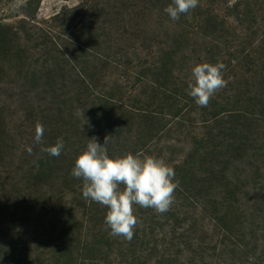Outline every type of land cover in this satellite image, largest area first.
<instances>
[{
    "label": "trees",
    "instance_id": "trees-1",
    "mask_svg": "<svg viewBox=\"0 0 264 264\" xmlns=\"http://www.w3.org/2000/svg\"><path fill=\"white\" fill-rule=\"evenodd\" d=\"M128 1L131 0H92L91 3L94 5L85 9L83 22L79 25V28L84 31L79 33V39L73 41L74 47L80 53V61L74 62L71 70L75 77L71 82L75 96H66L65 100L58 101L56 104L59 113L73 112L76 119L80 120L74 123L73 130L59 132L56 127H53L48 140H45L46 136H44L42 143H36L34 157L23 164L26 173L18 179L7 176L4 172H10V170L1 165H8L15 157L6 152L7 148H11V141L14 139L8 120L1 117L7 114L4 109L10 105L11 99H0V193L3 192L1 190L4 187H10V190H16L12 200H17L21 196V191L18 189L23 187L29 194L31 193L33 201L40 202L38 206L44 203L38 208L41 210L35 211L36 214L39 211L46 212L50 208L44 220L41 242L38 244L34 242L32 248H29L25 261L19 264H200L199 260L193 256L183 259L184 248L189 249L185 245L171 242L173 250L171 251L166 245L163 246L157 242L142 248L144 244H140L139 252L135 245L131 247L123 237L110 235V229L105 224L106 206L85 199L82 195V179L71 175L76 157L86 149L93 137L101 145L107 137L105 146L110 157L122 156L129 152L136 154L145 146L142 144V139L149 140L153 134L158 135L164 130L163 125L157 126L161 124L164 117H170L172 121L180 115L182 111L180 106L186 104V107H191L196 104L187 94L191 68L183 69L184 74L189 77H183L181 69H178L180 54L178 52L190 49L189 42L192 39L202 41L194 40V45L199 48L201 54L196 58L197 62L201 59L212 64L223 62L226 64L225 71L229 70V72L234 66L246 65L240 84L244 83L247 91L235 87L229 92L219 90L210 99L207 107H201L203 115L201 124L203 128L207 127L208 131H205V135L192 136L191 150L186 154L183 164L176 166L175 180L179 183L178 189L185 192L182 193L184 197L196 203L194 207L198 208L202 204L200 213L204 217L207 212L214 214V217L219 220L220 228L227 232L230 227L240 222L243 212L240 200L242 194L249 193L248 185L252 184L254 187L262 180L261 175L264 172V131L261 130L264 123V31L258 30L261 19L256 14L257 6L246 1L244 10L235 14L237 26L231 27L227 18L221 15L216 0H199L195 9L182 14L178 20L170 19L164 11L171 0H133L138 7L146 4V7L142 6V23L147 19L146 14L148 15L151 9H155V26L159 29L156 31L159 35L155 36L159 38L157 46H160V49L151 65L150 74L153 85L160 90L162 99L161 104L158 105H163V108L147 114L145 110H140L135 105H127L116 97L114 93H117L115 88L120 84L117 83L118 80L110 91L103 89L105 85L98 89L97 82H94L95 75L108 74L104 69L107 62L112 64L113 58L121 53L126 60L135 54V47L134 53L122 52L120 47L117 49L107 47L109 40H117V36H107L104 33L106 26L114 27L119 23L118 16L122 17L125 11L127 15L132 13L128 9ZM67 11L68 9L63 8L56 17ZM92 12L93 14L90 15ZM104 15H107L105 21L94 23ZM238 24L242 25L244 36L236 40L239 38ZM33 28L41 31V27ZM88 29L91 31H87ZM17 34L18 32L5 30L0 25V73L4 77L13 72L14 74L8 75L9 82L14 79L20 80L11 83L12 88H17L19 84L26 81H35L34 83L39 87L44 83L41 87L42 91H45L46 87L54 86L52 82L56 81L59 72L49 68L48 63L47 66L42 65L41 70L32 68V56L50 47L51 44L48 54H54L53 58H57L62 49L60 42L55 40L46 43L40 40L29 47ZM40 37L41 34L34 32L29 39L33 41ZM121 37L131 38V34L128 37ZM229 48H231L229 50L231 54L227 52ZM15 49H22L28 53L20 54V57H16L13 61V65H10V61L13 60L10 54ZM22 51L18 50V52ZM47 52L46 49L44 53L47 54ZM226 57L228 60L225 59ZM6 61H9V70L4 67ZM95 61H101L102 64H95ZM26 62L28 68H24ZM176 65L177 69H175ZM119 76L116 78L119 79ZM229 77L231 76L224 75L225 80ZM43 78L46 82L41 81ZM183 79L186 80L181 82ZM229 83H227L228 86ZM1 93L8 94V87H3ZM48 94L50 97L59 96L55 89L49 91L47 88L45 98ZM68 98H73L72 105L68 104ZM18 102H27L26 106L28 104L30 106L31 101L20 99ZM73 103H76L74 107ZM74 109L84 116H78ZM125 111L133 117L142 113L137 119L142 126L146 125L148 128L143 137H141V131L138 132L141 142L131 141V138L127 143L125 142L128 132L125 128L126 117L129 119ZM83 120H89V122ZM58 137L63 140L64 148L59 156H51L43 149L54 145ZM140 143L138 147L137 144ZM256 144L261 146L257 147ZM199 156H204L200 162L205 165V168L197 171L195 166L198 164ZM235 164H241L242 170L231 171L230 168ZM201 171L203 173L199 174L198 172ZM4 199L0 197V202ZM51 202L54 205L50 207ZM5 209L10 208L0 205L1 248L3 245H9L13 238L6 234V231L16 217V211L11 210L12 213L4 218L2 213ZM173 211L174 208L171 207L169 211L161 215L168 220L174 217ZM194 223L195 220L190 219L191 226ZM40 246L39 256L37 251ZM191 251L197 255L196 250ZM18 256L10 257L9 261L17 264ZM222 261L223 259L220 262L217 260L216 264Z\"/></svg>",
    "mask_w": 264,
    "mask_h": 264
},
{
    "label": "rangeland",
    "instance_id": "rangeland-1",
    "mask_svg": "<svg viewBox=\"0 0 264 264\" xmlns=\"http://www.w3.org/2000/svg\"><path fill=\"white\" fill-rule=\"evenodd\" d=\"M91 1L92 0H0V25L3 26L5 30L18 32L17 35L21 38L22 42L29 47L32 43L40 40H44L46 43H48V41L54 42L57 40L60 42V45H62V49L57 55V58H53L54 54H48L51 44L50 47L46 48L48 50L47 54L44 53L46 49H43L41 52L34 53L32 56V68L41 70L42 65L47 66L48 63L49 68H54L59 72L56 81L52 82L54 86L46 87L45 91L41 89L44 83L39 87L34 83L35 81H26L23 84H19L17 88H12L11 83L20 80L14 79L9 82L8 75L14 73H8L4 77L2 73H0V99H11L10 105H7L4 109L7 114L1 115L3 119L8 120V126L11 130L12 138L14 139V141L10 140L12 143L11 148H7L6 152L8 155L12 154L15 157L8 165H1L6 166L10 170V172L4 173H6L7 176L13 177V179L24 176L22 174L26 173V169L23 167V164L28 163L29 160L34 157L36 146L34 136L37 124L43 126V137L46 136L45 140H48L53 127H56L59 132L62 130H73L75 129L74 123L80 120L76 119V115L73 112L59 113L56 109V104L58 101L65 100L66 96H75L71 86V82L75 77L72 75L71 70L74 62L77 63L80 61V53L74 47L75 43L73 41L79 39V33L84 31L79 28V25L83 22L82 18L85 14V9L94 5ZM216 1H218L221 15L227 18V22L231 27L237 26V15L235 14L244 10L246 1L256 5L258 8L256 9V14L261 19V26H259L258 30L259 32L264 31V0ZM127 5H129L128 9L132 11V13L127 15L125 11L122 17L118 16L119 23L114 26L116 28L106 26L104 33H106L107 36H117V40H109L107 47H110V49H117L120 47L122 52L131 53H134V49H136L135 54L131 56L130 59L126 60L121 53L113 58V65L107 62L104 69H106L108 74L106 76L100 73L99 75H95L94 82H97L98 89H101L103 87L102 85H105L103 89L110 91L115 87V81L118 80L117 83L120 84L115 88V92L117 93L114 94L116 97H119L127 105H135V107H139L138 109H143L149 114L151 111L163 108V105H158L161 104L160 101L162 99L160 90L153 85L154 83L151 81L153 79L150 74L151 65L157 55V51L160 49V46H157L159 38L155 36L159 35L158 32H156L159 31V29L155 26V9H151L150 13L148 15L146 14L147 19L142 23V6L146 7V4L138 7L134 4V1L131 0L127 2ZM63 8L68 9V11L56 17ZM91 14H93V12L90 13V15ZM106 17L107 15H104L99 17L96 21H92L97 24V22L100 23L105 21ZM238 25L240 26H238L237 29L239 38L236 40L244 36L242 25ZM32 26L41 27V31ZM87 31L91 30L88 29ZM96 31L97 30H95V32ZM34 32L41 34V37L31 41L29 37L31 34H34ZM130 34L131 38L123 39L121 37H128ZM194 40L198 39H192L189 42L191 43V45L189 44L191 51L188 49L187 51L182 52V50H179L178 52L180 53L178 69H181L183 77L186 76L183 69L192 68L194 64L201 63L202 61V59L200 62L196 61V58L200 57L201 54L199 48L194 45ZM198 41L202 42L201 40ZM193 49L195 50L193 51ZM224 49L226 52V46ZM230 49L231 48L227 51L228 54H231V51H229ZM18 50L22 51V49ZM18 50L15 49L11 52L10 56L13 57V60L10 61V65H13V61L16 57H20V54L26 55L28 53V51L18 52ZM31 51L33 52L32 49ZM227 57L225 59L228 60ZM202 62H206V60L204 59ZM96 63L99 65L102 64L101 61H95V64ZM223 64L226 67V64ZM232 65H234L233 62ZM4 67L9 70V61L5 62ZM24 68H28L27 62ZM63 69H65L64 72ZM175 69H177V65ZM245 71L246 65L234 66L231 72H229V70L225 71L224 68V75L231 76L227 81L233 82V85L228 82L229 86L227 84V86L220 91L227 90V92H229L233 90L234 87L239 90L244 89L247 91L246 85L244 83L240 84ZM62 74L65 76L63 77ZM118 75H120L119 79L116 78ZM184 80L186 79L181 80V82ZM41 81L46 82V79L43 78ZM5 86L8 87V94L1 93ZM47 88L49 91L52 89H55V91L57 90L59 96L50 97L48 94L47 98H45ZM20 99L31 101L30 106L29 104L26 106L27 102L19 103L18 100ZM72 99L73 98H68V104L72 105ZM75 104L73 103V107ZM183 105L184 106L179 107L182 111L177 118L170 121V117H164L161 124H157V126L163 125V127H165L158 135L153 134L149 140H147V138L142 139V144L145 146L141 152L135 154L141 158L150 155L162 159L168 166L174 169L175 176L177 174L176 166H181L183 164L186 154L191 150L193 143L192 136L194 134L205 135V131H208L207 127L203 128L201 124V120H203L201 106L195 104L194 106L186 107V104ZM125 112L130 119L129 121L125 116L127 119L125 128L128 129L125 142L127 143L130 138L131 141L135 140L136 142H141L138 132L141 131V137H143L148 128L146 125L142 126V123L137 119L140 118L139 115L142 113L133 117L128 111ZM125 112H123V114H125ZM75 113L80 117L84 116L76 110ZM83 121L89 122V120ZM261 130L264 131V123ZM137 145L140 147L141 143ZM256 146L259 147L261 145L256 144ZM29 148L31 149L30 152L28 150ZM202 158H204V156H199L197 160L198 164L195 166L197 171L205 168V165H202L200 162ZM244 168H246V166ZM230 170L241 171L242 165L235 164ZM198 173L202 174L203 171ZM261 178L262 180H260V183L256 184L254 187L252 184L248 185V194H242L240 203L243 212L240 222L230 227L227 232L220 228V225H218L219 220L217 217H214V214L207 212L206 217H204L200 213L203 207L202 204L199 205L198 208L194 207L196 203L184 197L182 193L185 192L177 188L175 191L174 203L171 206L174 208L173 218L165 220L164 216L156 213L153 209L141 208L136 205L134 206V215L138 223L134 229V237L130 242L124 240L127 241L131 247L135 245L137 247L136 250L139 252L142 247L146 245L152 246L155 242L163 246L166 245L171 251H173L171 249V242L181 246L185 245L189 249L184 248L182 252L183 259L188 256H193L199 260L200 264H216L217 260L220 262L222 259L223 261L220 264H264V172ZM257 189L261 190L256 192L255 190ZM18 190L21 191V196L18 197L17 200H12L14 191L16 190H10V187H4L3 190H1L3 192L0 193L2 199H7L0 202V205L10 208L9 210H4L2 213L3 217L7 218L8 215L12 213L11 210L16 211L14 222L9 225V228L7 227L8 231H6V234L11 235L13 238H11L9 245H3V248H1L0 245V264H12L9 258L14 255H19V261L16 262L17 264L25 261L29 253V248H32L34 242L37 244L41 242L44 220L46 214L50 210L49 208L46 212L39 211V213L36 214L35 211L41 210L38 208L42 207L44 203L38 206L40 202L36 203L33 201L31 199V193L29 194L25 188L22 187ZM61 190L60 188V191ZM217 194L221 195V193ZM53 205L54 203L51 202L50 207ZM212 205L214 204L212 203ZM155 217H157V219H155ZM190 219L195 220L192 226L190 224ZM140 244L144 245L140 248ZM40 249L41 246L37 251L39 256L41 253ZM191 250H196L199 257L194 255Z\"/></svg>",
    "mask_w": 264,
    "mask_h": 264
},
{
    "label": "clouds",
    "instance_id": "clouds-1",
    "mask_svg": "<svg viewBox=\"0 0 264 264\" xmlns=\"http://www.w3.org/2000/svg\"><path fill=\"white\" fill-rule=\"evenodd\" d=\"M199 4V0H171L165 7V13L172 20H178L182 14L189 13ZM223 63H196L191 68L187 94L201 107H207L210 99L227 86L224 79ZM43 126L37 124L34 140L43 141ZM107 137L103 145L93 137L75 159L71 175L82 179V195L106 206L105 224L110 235L123 237L131 241L138 223L134 215V206L151 208L158 214L170 210L175 199L179 183L175 180V171L162 159L154 156L139 157L133 153L110 157L106 148ZM64 142L58 138L54 145L43 150L51 156H59ZM29 152L31 149H28Z\"/></svg>",
    "mask_w": 264,
    "mask_h": 264
}]
</instances>
